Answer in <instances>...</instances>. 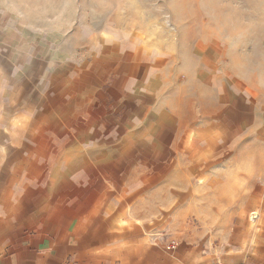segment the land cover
I'll list each match as a JSON object with an SVG mask.
<instances>
[{
    "label": "crops",
    "instance_id": "0c3cea01",
    "mask_svg": "<svg viewBox=\"0 0 264 264\" xmlns=\"http://www.w3.org/2000/svg\"><path fill=\"white\" fill-rule=\"evenodd\" d=\"M193 53L183 80L168 60L141 78L132 72L111 109L88 98L85 109L73 110L83 129L72 138L82 143L67 146L64 164L42 172L44 179L27 176L24 154L12 173L3 169L0 264H175L148 237L155 212L168 208L171 186H202L209 173L214 189L194 193L187 212H197L199 237L212 234L221 215H200L203 201H249L244 188L251 186L264 199V102L243 94L264 90V77L237 73L234 81L229 66L216 71L202 65L200 49ZM182 220L184 214L175 227L184 228Z\"/></svg>",
    "mask_w": 264,
    "mask_h": 264
},
{
    "label": "rangeland",
    "instance_id": "374dc122",
    "mask_svg": "<svg viewBox=\"0 0 264 264\" xmlns=\"http://www.w3.org/2000/svg\"><path fill=\"white\" fill-rule=\"evenodd\" d=\"M199 49L203 66L227 65L234 81L237 73L263 78L264 0H0V173L7 167L12 173L24 154L27 176L44 179L42 172L64 164L67 146L82 143L72 138L83 129L73 110L85 109L88 98L111 109L132 72L141 78L168 60L183 80ZM243 94L264 102V90ZM234 96L237 102L241 93ZM208 174L199 181L205 186L170 187L168 208L154 214L151 242L175 264H264V199L257 186L244 188L249 201H203L200 215H221L212 234H195L202 225L197 212H187L199 189L210 194ZM183 214L184 228L175 227Z\"/></svg>",
    "mask_w": 264,
    "mask_h": 264
},
{
    "label": "built area",
    "instance_id": "2783aa9c",
    "mask_svg": "<svg viewBox=\"0 0 264 264\" xmlns=\"http://www.w3.org/2000/svg\"><path fill=\"white\" fill-rule=\"evenodd\" d=\"M169 248H170V249H171V248L175 249V248H176V244H173V245L169 246ZM241 264H244V263H241Z\"/></svg>",
    "mask_w": 264,
    "mask_h": 264
}]
</instances>
